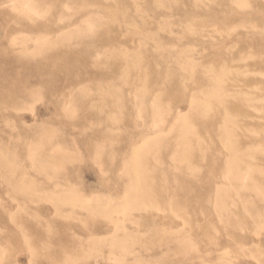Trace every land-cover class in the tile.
Returning a JSON list of instances; mask_svg holds the SVG:
<instances>
[{"label": "rangeland", "instance_id": "rangeland-1", "mask_svg": "<svg viewBox=\"0 0 264 264\" xmlns=\"http://www.w3.org/2000/svg\"><path fill=\"white\" fill-rule=\"evenodd\" d=\"M62 1L33 0V10L44 17L39 19L26 8L18 11L20 5H12V0H0V264H201L202 259L208 264H223L222 260L226 257L230 259L227 264H264V153H248V156L238 153L239 156H235L236 153L228 152L218 136L222 127L219 124L225 122L224 114L218 117L219 124L201 133L204 138L202 143L205 140V153H199L198 147L194 148V153H176L173 146L175 132L169 133L168 130L174 124L176 126L179 119L189 120L194 126L200 124L193 100L201 94L198 92L201 85L188 71L179 70L182 75H188L189 79L184 76L182 83L189 90L186 93L183 87L175 91L168 78L151 79L143 69L145 65L154 66L156 62H161L163 58L157 51L163 47L175 50L171 64L177 67L179 62L176 60L179 58L191 60L198 67L216 65L219 69L223 66L229 69L234 62L235 66L242 67L263 61L264 8L234 10L228 2L221 6L220 0H101L107 5L125 1L126 13L130 15L128 18L118 15L112 19V14L106 15V19L105 14L94 6L99 0H78L84 9H78L74 0H65L69 2L71 12L64 4H59ZM262 3L264 5V1ZM49 14L54 15L53 22L49 21ZM58 16L62 18L58 19ZM151 16L156 21L143 26L141 32L122 27L123 19H135L138 23L141 17L151 20ZM84 18L89 19L88 24ZM91 21L95 25L90 24ZM185 23L197 24L192 30L195 35L185 37ZM245 24H248L247 28L243 27ZM90 29H100L103 37L94 39L83 36L88 34L76 35ZM64 32L70 34L66 41H62ZM150 35L157 37L156 43L144 46L145 36ZM14 39H18L16 49H34L36 45L45 49L65 46L72 51L81 49L89 56L98 53L100 57L102 54L99 59L110 64L119 61L116 56L126 48V51L134 50L136 54L146 52L140 61H136L137 57L135 62L128 63L133 67L137 65L128 75V80L135 85L126 86L117 79L120 70L107 65L101 67L102 71L81 65L77 70L47 76L48 65L52 61L56 65L55 57L51 53L35 56L15 53V56L11 48ZM246 43L258 47L259 51L256 48L249 61L233 62L234 58L242 55ZM26 57L29 60L24 64L17 60ZM257 73L252 70V75ZM256 76L251 80V87L246 89L260 95V100L250 110L254 115L249 124L253 133L246 137V147L250 149L264 147V91L256 86L257 79L264 83V76ZM101 79H115L116 83L122 84L118 90L127 96L128 102L132 101L128 92L146 93L145 102L149 106L156 101L153 94L158 92L161 95L159 106L165 116L168 132L165 145L168 146L165 153H139L144 158L149 156L144 162L147 165L144 169L140 167L139 171L145 179L140 186L147 193L145 201L140 202L139 210L134 208L135 195L125 194L132 186L128 181L131 173L120 169L131 164L134 153H131L129 144L136 135L140 136L139 130L149 128L151 114L156 108L155 105L152 109L148 108L146 113L149 115L143 120H128L124 124L117 119H106V123L105 119L99 118V110L104 107L101 102L95 104V115L91 113L82 118L81 102L93 101L88 97L90 94L94 101H99L101 89L94 83ZM233 84L228 78L222 83L227 94H230ZM239 84L243 85V82ZM72 90L86 96L80 101L71 98L68 93ZM108 104L109 107L104 110H113L116 118L121 120L127 110L113 108L112 102ZM240 124L244 125V122ZM39 141L44 143V149H32L40 145ZM63 147H67L68 151ZM34 153L60 155V160L57 156L53 160L58 167L51 170L34 167L29 159V155ZM236 157L240 160L239 164L229 169L228 162L231 164ZM251 162L253 181L248 183L249 189L241 190V182L224 179L226 176L233 179L245 173ZM179 177H187L191 184L185 187L175 180L181 179ZM202 194L208 199L207 204L213 213L209 217L200 211L204 199ZM89 201L90 206L86 204ZM214 207L226 210L227 214L218 213ZM119 221L123 226L117 225ZM154 235L159 240L156 244L153 243ZM189 237L196 249L190 248L185 253V241Z\"/></svg>", "mask_w": 264, "mask_h": 264}, {"label": "bare ground", "instance_id": "bare-ground-1", "mask_svg": "<svg viewBox=\"0 0 264 264\" xmlns=\"http://www.w3.org/2000/svg\"><path fill=\"white\" fill-rule=\"evenodd\" d=\"M69 1V0H68ZM68 1H62L60 2L59 4H64L67 9H69V2ZM86 1V0H85ZM109 1V0H108ZM134 1V0H133ZM157 1V0H156ZM155 1V2H156ZM198 1V0H196ZM264 0H220L221 2V6L225 5V3H230L231 5V9H234V10H240V9H243V8H247V7H252V9L256 10V9H263L264 8V5H263V2ZM71 2V1H70ZM96 5L94 6H97L100 10V13L101 14H105V16H111L112 14H114L112 17H118V15H121L123 18H128L130 15L126 13V3L125 1H121V2H116L114 3L115 5H107V4H104V3H101V0L96 1ZM107 2V1H106ZM161 2V1H160ZM159 2V3H160ZM199 2V1H198ZM201 2V1H200ZM206 2V1H205ZM12 5H20V8L18 11H21L22 10V7L23 8H26L27 11H33L34 13V16H36L35 18H38L40 17L39 19L41 18H44L43 15H40V14H37V10H33L34 8V2L33 0H12ZM68 3V4H67ZM84 3V1H83ZM91 3V2H90ZM135 3V2H133ZM139 3V2H138ZM175 3V2H174ZM73 4V2H72ZM74 4L75 6H77L78 9H81L83 7V5H81V2H80V5L78 4V0H74ZM73 4V5H74ZM137 4V3H136ZM164 4V3H163ZM162 4V5H163ZM89 5V4H88ZM92 5V4H91ZM134 5V4H133ZM161 5V6H162ZM197 5V4H196ZM203 5V4H202ZM205 5V4H204ZM211 5V4H210ZM69 6V7H68ZM140 8H141V5L139 4ZM138 6V7H139ZM143 6V5H142ZM165 6V5H164ZM174 6V5H173ZM177 6V5H176ZM181 6V5H180ZM14 7V6H13ZM54 7V6H53ZM72 7V6H71ZM87 7V5H86ZM137 7V6H136ZM166 7V6H165ZM179 7V5H178ZM65 8V7H64ZM173 8V7H172ZM208 8V7H207ZM73 9V7H72ZM86 9V8H85ZM136 9V8H135ZM165 9V8H164ZM175 9V8H174ZM66 10V9H65ZM137 10V9H136ZM140 10V9H139ZM163 10V9H162ZM168 10V9H167ZM67 11H70L71 12V9L67 10ZM228 11V10H227ZM39 12V10H38ZM75 11H73L74 13ZM97 12V11H96ZM248 12V9L247 11ZM250 12V11H249ZM262 12V11H261ZM139 13V12H138ZM254 13V12H253ZM93 14V13H92ZM99 14V15H101ZM61 15V14H60ZM71 15V14H70ZM98 15V14H96ZM136 15V14H135ZM33 16V17H34ZM107 16H106V19H107ZM134 16V15H133ZM139 16V15H138ZM69 16H67L68 18ZM155 17V16H154ZM258 17V16H256ZM262 17V15H261ZM49 18V21L50 22H53V18H54V15H50L48 16ZM60 18H62L60 16ZM59 16H58V19H60ZM64 18V17H63ZM66 18V16H65ZM65 18H64V21H65ZM86 18V17H85ZM84 18V19H85ZM99 18V17H98ZM101 18V17H100ZM104 18V17H103ZM120 18V17H119ZM150 18V17H149ZM70 19V18H69ZM91 19V18H90ZM105 19V18H104ZM111 19V21H112ZM86 20V19H85ZM89 20V19H87ZM87 20H86V24L87 23ZM138 23L136 22V20H132V21H128V20H124L123 19V26L124 28L126 29H132L133 31L134 30H139L143 28V26H145L146 24L148 25L150 22L152 21H156L154 18H152L151 16V20L150 19H146V18H143L141 17L140 19H138ZM162 20V19H161ZM172 20V19H171ZM71 21V20H70ZM84 21V20H83ZM94 21V19H93ZM95 22V21H94ZM91 21L90 24L94 23ZM109 22V20H108ZM115 22H116V19H115ZM113 22V23H115ZM160 22V20H159ZM159 22H157L159 24ZM62 23V22H61ZM64 23V22H63ZM98 23V22H97ZM96 23V24H97ZM105 23V22H103ZM102 23V24H103ZM110 24L111 25H113ZM118 23V22H117ZM167 23V22H166ZM172 23V22H171ZM169 23V24H171ZM89 24V27L91 26ZM101 24V22H100ZM165 24V23H164ZM168 24V23H167ZM92 25H95L92 24ZM117 25V24H116ZM195 23H190V24H187L185 23V26H184V30H185V37L186 36H192V35H195V33L192 31L195 27ZM200 25V24H199ZM88 26V25H86ZM100 26V25H99ZM121 26V25H120ZM171 26V25H170ZM248 24L246 25H243L244 28H247ZM88 27V28H89ZM95 27V26H94ZM93 27V28H94ZM103 27V26H102ZM119 27V26H118ZM163 27L165 28H168L169 25H163ZM204 27V26H203ZM241 26L239 27H235V28H232V30L236 29V28H240ZM254 27H257V26H254ZM37 28V27H36ZM80 28V27H79ZM86 28V29H88ZM91 28V27H90ZM97 28V27H95ZM105 28V26H104ZM182 28V27H181ZM228 28V27H227ZM81 29V28H80ZM79 29V30H80ZM254 29V28H253ZM65 30V29H64ZM110 30V29H109ZM121 30V29H120ZM159 30V29H158ZM217 30V29H216ZM76 31V30H74ZM83 31V30H82ZM85 31V29H84ZM101 30H96V29H90V31L88 30V32H85V33H77L76 35L81 37L83 34H88V35H83V36H86V37H93L94 39L95 38H99V37H103L104 34H101L99 33ZM148 31V30H147ZM162 31V30H161ZM81 32V31H80ZM128 32V31H126ZM141 32V31H140ZM218 32V31H217ZM65 34L63 35V40L62 41H66L69 39L70 37V34L69 33H66L64 32ZM137 35H140L139 33H136ZM220 34V33H219ZM124 36V34H122ZM134 35V34H133ZM132 35V36H133ZM149 35V34H148ZM73 38L71 39H75L74 38V35H72ZM172 36V35H171ZM178 36V35H177ZM202 36V35H201ZM78 37V39H79ZM105 37V36H104ZM146 38H144V40L146 41H143L142 44L145 45H151V43H156V36L155 35H150V36H145ZM106 38H110L108 36H106ZM179 38V37H178ZM184 38V37H183ZM248 38V37H247ZM87 39V38H86ZM85 39V40H86ZM89 40V39H88ZM123 40V39H122ZM237 40V39H236ZM76 41V40H75ZM81 41V40H80ZM87 41V40H86ZM148 41V42H147ZM28 42V41H27ZM84 42V41H83ZM160 42V41H158ZM233 42V41H231ZM39 43V42H37ZM158 44V43H157ZM11 48H12V54H14L16 56L15 53H24L26 55L28 54H32L33 56L35 55H44L46 53H51V55H53L55 57V63L56 65L54 66L53 65V61H52V64H49L48 65V72L46 71V75L47 76H51V75H55L57 73H60V72H66V71H72V70H77L81 65H84L86 68H97L98 70H103L101 69V67L105 66H110V68L112 69H119L120 72H119V75H117V79H119L124 85L126 86H134L135 83L131 81H129L128 79V75L130 74V72L133 70V68L136 67H133L134 65H129L128 63L130 61H140L142 58H143V54L146 52L145 51H141L140 53H135L134 50H129V51H123L121 52L120 54H118V56H116L121 65H119V61H116V62H113V63H105V62H102L99 58L102 56L99 57V54L97 55L95 53L94 56H89V54H87L85 51L83 50H70V49H67L65 48L64 44H63V48H52V49H45L42 45H36V47L34 49H28L27 47H25L24 49L23 48H17L16 47L18 46V39H14L12 41V44H11ZM61 45V44H60ZM75 45V44H74ZM79 45V44H78ZM140 45V44H139ZM162 45V43L160 44ZM235 45V44H232V46ZM87 46V45H86ZM115 47V45H113ZM113 46L112 49H113ZM141 46V45H140ZM246 48L244 50V52L242 53V55H240V57H237V58H234L233 59V62L236 61V62H246V61H249L251 56L250 54H254V51L258 49L259 51V48L258 47H254L252 45H250L249 43H246ZM148 47V46H147ZM151 47V46H150ZM157 47V46H156ZM79 48V47H78ZM110 48V46H109ZM161 48V46H160ZM172 48V47H171ZM176 48V47H175ZM192 48V47H191ZM230 48V47H229ZM232 48V47H231ZM257 48V49H256ZM157 49V48H156ZM106 50V49H105ZM117 50V48H116ZM115 50V51H116ZM138 50V49H137ZM148 50V49H147ZM174 50V49H173ZM173 50H170L166 47H163V49H159L157 51V54L162 56V60L161 62H156L154 66H143V69L145 72H147V75L146 76H149V78L151 79H156L157 81L159 79H161L163 76L168 78V81L172 84V87H173V90L177 91L179 89H182L184 87V91H186L187 93V89L189 87L186 88V86L184 85L183 86V83H182V79L184 76L186 75H182L181 72H179V70H184V71H188V74L192 76V78H196L197 81H199L200 83V90L198 92H200L201 94L198 96V98H195L193 100V107H195V109L197 110V118H199V122L197 126H194L189 120H180L176 121V126L174 124V127L170 128L168 131L169 133H173V136L176 138H174L176 141H175V145L174 148H175V152L176 153H194V148L195 147H198L199 148V153H205V150H206V147L205 145H203L205 143V140H204V143L203 142V139L201 137V133L204 131V130H207L209 127H215V125L219 124L220 121L218 119V117H220V115L224 114L225 115V119H223V122L224 124L223 125H220L219 126H222L220 129H221V132H219L218 136L220 137V140L222 141V144L224 145V148L229 150L228 152L230 153H236L235 156H239L238 153H241L243 154L244 156H248L250 154L248 153H264V147H256V148H247L246 147V137L249 133H253L252 130L250 129V126L249 124L251 123L250 120L252 119V117L254 115H252V113L250 112L251 108L255 107V102L257 103L258 100H260L259 96L260 95H256V94H252L250 91H247L246 89L247 88H250L251 87V80L252 78H256L257 76L256 75H260V78H261V75L264 76V72H261L262 71V68H264V59L263 61H257L255 62L254 64H245L243 65L242 67H239V66H235V62L234 64L231 65V67L228 69L226 67L223 66V68H218L216 65H212V66H209V67H198V65H195L194 63H191L189 60L188 61H185L183 60L182 58H179L178 61L179 64H178V67L177 66H174L172 65L171 63L173 62L172 60L174 59V55L172 56V52ZM191 50V49H190ZM230 51V50H229ZM232 51V50H231ZM175 52V50H174ZM234 52V51H233ZM156 53V52H155ZM176 53V52H175ZM185 53V52H184ZM104 54V53H103ZM189 55V54H188ZM111 56V55H110ZM115 56V55H114ZM113 56V57H114ZM180 56V55H179ZM233 56V55H232ZM39 57V56H38ZM112 57V58H113ZM115 57V58H116ZM182 57V56H181ZM262 57V56H261ZM33 58V57H32ZM103 58V57H102ZM254 58V57H253ZM176 59V57H175ZM18 61H23V64L25 62H27L29 59L28 57L26 58H17ZM252 60V59H251ZM256 60V59H255ZM107 61V60H106ZM195 61V60H193ZM254 61V60H253ZM145 62V61H144ZM142 62V63H144ZM190 62V63H189ZM224 62V61H223ZM232 62V61H231ZM227 63V62H226ZM225 63V65H226ZM127 64V65H126ZM132 64V63H131ZM228 65V64H227ZM234 65V66H233ZM133 67V68H132ZM176 67V68H175ZM217 67V68H215ZM246 67V68H245ZM25 68H29V67H25ZM108 69V68H107ZM32 70V69H31ZM140 70V68H139ZM142 70V69H141ZM140 70V71H141ZM252 70H255L259 73H257L256 75H252ZM111 71V70H110ZM139 71V72H140ZM32 72H36L34 70H32ZM187 73V72H186ZM80 74V73H79ZM146 74V73H145ZM140 75V74H139ZM254 77H252V76ZM145 77V75H143ZM188 76V75H187ZM186 76V77H187ZM189 76V77H191ZM125 77V79H124ZM134 77V76H132ZM160 77V78H159ZM78 78V77H77ZM138 78H140L138 76ZM159 78V79H158ZM191 78V79H192ZM217 78V79H216ZM228 78L230 81H233V85L231 86L230 88V94H227L226 93V89H224L222 87V83L224 82V80ZM76 79V78H75ZM133 79V78H132ZM143 79V78H142ZM187 79H189L187 77ZM67 80H72L70 78H67ZM78 80V79H77ZM118 80V81H119ZM134 80V79H133ZM195 80V79H194ZM139 81V80H138ZM146 82V81H144ZM191 82V81H190ZM194 82V81H193ZM240 82H243V85H240L239 83ZM256 86L260 87V90L261 91H264V83H262V81H256ZM192 83V82H191ZM236 83V84H235ZM137 84V83H136ZM139 84H140V81H139ZM196 84V83H195ZM231 84V83H230ZM95 87H99L101 90V97L98 98L99 101H94V97L90 94V98H93V101L89 102V103H85V102H81V117L82 118H85L89 115L92 114H96V112L94 111V108L96 107L95 104L97 103H101L102 102V105H104V107H101L100 108V112H99V118H102V119H108V120H116L117 122L119 123H128V120H138V119H145L149 114L146 113V110H148V108L152 109L153 106L155 105V108L156 109H153L155 110V112L153 110V113L151 114V123H150V126L149 128L146 127L147 130H139L138 132H140V136H142L144 134V137H140L138 135L135 136V138L133 140H131L130 144H129V148L131 149V153H134V155L131 157L130 159V165L128 166H125L123 167V169L121 168L120 170H122L123 172H129L131 173V176H129V179L128 181L132 183V186L128 187L127 188V191L125 194H128L129 196H133L135 195V199H136V202L134 204V208L139 210L141 209V204L140 202H144L146 197H147V193L145 191V189L143 187L140 186V183H142L145 179L143 177H141L139 175V171H140V167L141 169H144V166L147 165L145 163L144 165V162H146V158H148L149 156L146 155V157L144 158L143 155L139 154V153H165V148H167V146L165 145L166 143V140H167V137H166V134H168V132L166 133V126L165 125V116L162 112V108L159 106L161 105L160 104V101H161V95L160 94H157L158 92H156V94H153L152 97H155L156 98V101L155 103L151 104V106H149L147 103L148 102H145V99L147 97V94H141L139 95L138 94H133V93H129L128 92V98H131L132 101L128 102L127 101V96L124 95L122 92H119L118 88L123 86L122 84L120 83H116L115 82V79H101L97 82L94 83ZM229 85V84H228ZM260 85V86H259ZM84 86V85H83ZM147 86V85H146ZM149 86V85H148ZM197 87V86H196ZM126 88V87H125ZM129 88V87H128ZM134 88V87H133ZM137 88V87H135ZM78 89V88H77ZM139 89V87H138ZM160 90V89H159ZM189 90V89H188ZM259 90V89H258ZM79 91V90H78ZM82 91V90H81ZM99 91V92H100ZM135 91V90H134ZM257 91V90H256ZM77 91L76 90H72L70 91L68 94L71 98H74L76 100H79L82 98L83 99V96H86V95H82L81 93H76ZM87 92V90L85 91ZM92 92V90H91ZM94 92V91H93ZM145 92V91H144ZM161 93H163V91H160ZM260 92V91H259ZM262 93V92H261ZM164 94V93H163ZM193 94V93H191ZM198 94V93H197ZM258 94V93H257ZM67 95V93H66ZM196 95V94H195ZM264 95V94H263ZM62 96V95H61ZM89 98V99H90ZM97 98V97H96ZM73 99V100H74ZM68 100V99H67ZM262 100V99H261ZM264 101V100H263ZM108 102H112V104L114 105V107L116 108H119L121 109L122 111H125V109L127 110V112L125 113L124 116L121 117V120L116 118L115 115V112L113 110H104V108H108L110 104H108ZM192 102V101H191ZM115 103V104H114ZM192 103V104H193ZM262 103V101H261ZM90 105V106H89ZM260 105V104H259ZM92 106V107H91ZM65 107H67L65 105ZM141 108V109H140ZM263 108V107H262ZM70 109V108H69ZM93 109V110H92ZM165 109V108H164ZM258 109V108H257ZM192 110V109H191ZM66 111V109H65ZM69 111V110H68ZM72 111V110H71ZM77 111V110H76ZM74 111V112H76ZM178 111V110H177ZM193 111V110H192ZM259 111V110H258ZM179 112V111H178ZM262 112V110H261ZM78 113V112H77ZM121 113V112H120ZM74 114V113H73ZM72 114V115H73ZM173 114V113H172ZM74 116V115H73ZM121 116V114H120ZM168 116V115H167ZM170 117V116H169ZM179 117V115L177 116ZM172 118V117H170ZM196 118V117H195ZM222 118V117H221ZM224 118V117H223ZM176 119V117H175ZM167 121V120H166ZM198 121V120H197ZM209 121V122H207ZM211 121H215V123H211ZM241 122H244V125L240 124ZM106 123H107V120H106ZM136 123V122H135ZM142 123V121H141ZM194 123V122H193ZM139 124V123H138ZM137 124L138 127H140L139 125ZM123 125V124H122ZM142 126V124H140ZM120 126V125H119ZM218 126V127H219ZM122 127V126H121ZM121 127H118L119 130H121ZM136 127V126H135ZM253 128V127H252ZM14 129V128H13ZM85 129V128H84ZM96 129V128H95ZM110 129V128H109ZM115 129V128H114ZM141 129V128H140ZM250 129V130H249ZM83 130V129H82ZM88 130V128H87ZM90 130V129H89ZM111 130V129H110ZM85 131V130H84ZM113 131V130H112ZM28 132V131H27ZM95 132V131H94ZM256 132L258 133H262V131L259 132V130H257ZM90 133V132H89ZM116 133V132H115ZM122 133V132H121ZM125 133V132H124ZM143 133V134H142ZM29 134V132H28ZM117 134V133H116ZM21 135V134H20ZM31 135V134H30ZM33 135V134H32ZM104 135V134H103ZM133 136V135H132ZM168 136V135H167ZM24 137V136H23ZM33 137V136H32ZM58 137V136H57ZM87 137V136H86ZM218 137V138H219ZM256 137V136H255ZM43 138V137H42ZM52 138V136H51ZM95 138V137H94ZM169 138V137H168ZM217 138V139H218ZM23 139V138H22ZM130 139V138H129ZM253 139V138H252ZM38 139H36L35 141H37ZM87 140V139H86ZM171 140V139H170ZM219 140V139H218ZM44 141V140H43ZM52 141V140H51ZM172 142V141H171ZM37 143V142H35ZM40 145L43 146L42 148L40 147V145H36L35 147H32V149H36V150H39L38 148H40L41 150L44 149V143L40 142ZM107 143V142H105ZM221 143V142H220ZM108 144V143H107ZM221 144V145H222ZM55 145V144H54ZM171 145V144H170ZM57 146H60L59 144ZM56 147V146H55ZM67 148V147H66ZM66 148H62V149H66ZM61 149V150H62ZM68 149V148H67ZM66 149V150H67ZM112 149V148H111ZM210 149V148H209ZM224 149V150H225ZM48 150V149H47ZM223 150V151H224ZM33 151V150H32ZM59 151V149L57 150ZM68 151V150H67ZM66 151V152H67ZM70 151V150H69ZM210 151V150H209ZM226 151V150H225ZM72 152V151H70ZM58 153V152H57ZM59 153H62V151H60ZM109 153H112V152H109ZM174 153V152H173ZM217 153V152H216ZM66 154V153H65ZM56 156H60V155H43L42 153H34V154H30L29 155V159L31 160L32 164L34 167H38L42 170L44 169H55V166L58 167V164H54L53 160L54 158H56ZM62 156V155H61ZM68 156V155H67ZM153 156V155H152ZM205 156V155H204ZM69 157V156H68ZM67 157V158H68ZM261 157V156H260ZM230 158V157H229ZM228 158V160H229ZM253 158V157H252ZM58 159L60 160V158L58 157ZM145 159V160H143ZM155 159V157H154ZM73 160V159H72ZM232 160V159H231ZM262 160V159H261ZM57 161V160H56ZM63 161V160H62ZM66 161V159H65ZM242 161V160H241ZM244 163L246 164V161L243 160ZM251 161H254V159H251ZM263 161V160H262ZM142 162V163H141ZM240 160L237 159H234L232 160L231 164L230 162L229 163V169L230 168H233V166H237L239 164ZM242 163V162H241ZM262 163V162H261ZM140 164H143L140 165ZM251 163H249V166H248V169L245 173L243 174H239L238 177H235V178H231L230 176H226L224 177V179L226 181H233V180H236V181H239L242 183V187H240L241 190H245L248 188V183L253 181V178H252V175H251ZM61 165V164H60ZM253 166V165H252ZM255 166V164H254ZM64 167V166H63ZM61 168V167H59ZM244 168V167H243ZM241 169V168H240ZM255 169V168H254ZM259 169V168H258ZM118 170V171H120ZM232 170V169H231ZM237 170V169H235ZM234 170V171H235ZM117 171V172H118ZM239 171V170H238ZM260 171V170H259ZM261 172V171H260ZM241 173V172H240ZM254 173V172H253ZM258 173V172H257ZM255 175V174H254ZM181 178V177H179ZM123 179V178H122ZM175 179V178H174ZM255 179V178H254ZM176 181H180L182 182V184L185 186V185H190L191 184V180L188 179L187 177H182L181 179H175ZM174 180V182H175ZM186 187V186H185ZM188 187V186H187ZM173 189V188H172ZM249 189V188H248ZM225 192V191H223ZM230 192V191H229ZM235 192V191H234ZM241 192V191H240ZM176 193V191H175ZM237 193H239L237 191ZM236 193V194H237ZM203 198H204V195L202 194ZM91 201L89 202H86L87 205L90 206V203ZM208 203V199L204 198L203 199V203L201 205V208H200V211L204 214L205 217H209L210 215H212V211H211V207L210 205L207 204ZM215 208V207H214ZM99 209V208H98ZM97 209V210H98ZM113 209V208H112ZM216 211L219 213L221 212L222 214L225 213L227 214V211H223V209H218V208H215ZM107 210V208H106ZM105 210V211H106ZM101 211V210H100ZM104 210L102 209V212ZM113 211V210H112ZM109 212V210H107V213ZM106 213V214H107ZM201 213V214H202ZM217 213V214H218ZM233 213V212H232ZM103 214V213H102ZM111 214V213H110ZM113 214V213H112ZM234 214V213H233ZM231 215V214H230ZM238 215V213H237ZM108 216V215H107ZM127 216V215H126ZM112 217V216H110ZM118 221V220H116ZM114 221V222H116ZM125 222V220H124ZM120 227L123 226L122 225V222H117ZM264 229V226L262 227ZM261 228V229H262ZM262 231V230H261ZM158 238L154 235L153 237V243L156 244L158 243ZM173 242V241H172ZM186 248H185V253L188 252V250L190 248L192 249H196L195 247V244L194 242L192 241V238H188V241L186 240ZM141 243V242H140ZM175 245V241L173 242ZM171 244V243H170ZM124 245V244H123ZM143 246H146L145 243L142 244ZM141 245V246H142ZM147 249H149L150 247H146ZM1 251V250H0ZM192 251V250H191ZM228 253V251H227ZM226 253V254H227ZM228 256V255H227ZM229 256H230V253H229ZM0 257H1V252H0ZM233 261V260H232ZM222 263L223 264H227V263H230V259L229 258H224L222 260ZM201 264H208V262L206 261H203L202 259V262ZM233 264V263H231Z\"/></svg>", "mask_w": 264, "mask_h": 264}]
</instances>
